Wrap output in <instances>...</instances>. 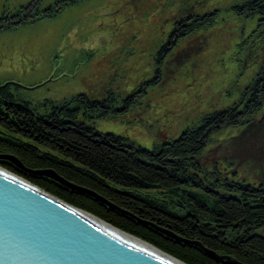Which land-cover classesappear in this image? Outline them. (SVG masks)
I'll use <instances>...</instances> for the list:
<instances>
[{"label": "trees", "instance_id": "obj_1", "mask_svg": "<svg viewBox=\"0 0 264 264\" xmlns=\"http://www.w3.org/2000/svg\"><path fill=\"white\" fill-rule=\"evenodd\" d=\"M76 1L60 2L67 6ZM188 2L182 0L169 37L157 50L155 75L124 98L123 105L110 93L100 100L80 92L39 112L27 99L15 93L16 97L10 86L0 90V153L16 155L31 169L52 168L114 207L51 176L20 168L10 159L0 157V167L187 264H236L217 259L193 241L226 260L264 264V60L234 102L204 113L176 138L153 147L94 124L96 118L133 106L139 95L159 84L166 60L180 41L214 24L213 13ZM232 8L239 14L249 10L264 28V0H244ZM34 11L47 16L50 7ZM32 15L33 11L7 12L0 16V30L28 22ZM227 128L240 131L233 153L206 166L203 155L213 133Z\"/></svg>", "mask_w": 264, "mask_h": 264}, {"label": "rangeland", "instance_id": "obj_2", "mask_svg": "<svg viewBox=\"0 0 264 264\" xmlns=\"http://www.w3.org/2000/svg\"><path fill=\"white\" fill-rule=\"evenodd\" d=\"M30 1L0 0V16L34 13L30 21L0 30V90L10 86L39 112L80 92L100 100L110 93L123 105L124 98L155 75L157 50L168 39L182 3L77 0L63 6L62 0H34L24 8ZM242 1L189 0L199 11L213 13L214 24L180 41L159 84L139 95L133 106L96 118L94 124L153 147L176 138L204 113L234 102L264 60V28L258 17L232 8ZM47 7V16L34 11ZM239 132H214L204 164L212 167L233 153ZM238 167L242 172V164Z\"/></svg>", "mask_w": 264, "mask_h": 264}, {"label": "water", "instance_id": "obj_3", "mask_svg": "<svg viewBox=\"0 0 264 264\" xmlns=\"http://www.w3.org/2000/svg\"><path fill=\"white\" fill-rule=\"evenodd\" d=\"M0 157L115 205L91 189L67 180L52 168H28L12 153H0ZM10 175L0 173V264H173L171 260L113 235L84 215L80 207ZM193 242L219 260L239 264L236 260H226L200 241Z\"/></svg>", "mask_w": 264, "mask_h": 264}, {"label": "bare ground", "instance_id": "obj_4", "mask_svg": "<svg viewBox=\"0 0 264 264\" xmlns=\"http://www.w3.org/2000/svg\"><path fill=\"white\" fill-rule=\"evenodd\" d=\"M1 172H3V173L6 172L7 174H11L12 175V176L10 175L11 177L14 176L15 179H19L20 182H22V183H24V184H26L28 186H30L32 184L30 181H28V180H26V179H24V178H22V177H20V176H18L16 174H14L13 172H10V171L0 167V173ZM32 186H33V184H32ZM80 211L82 213H84V215H86L88 218H90L91 220H94L95 222L99 223L101 225V227L105 228L106 230H108L109 232H111L113 235L117 236L120 239L128 240V242L134 244L137 247H140V248H142L144 250H147L149 252L157 254V255L163 257L166 260H171V263H173V264H187V263L179 260L178 258L167 254L163 250H160L159 248L155 247L154 245H152V244H150V243H148V242H146V241H144V240H142L140 238H137L134 235H131L129 233H126V232L114 227L113 225L105 222L104 220L100 219L99 217L93 215L92 213H89V212H87L85 210H82V209H80Z\"/></svg>", "mask_w": 264, "mask_h": 264}]
</instances>
